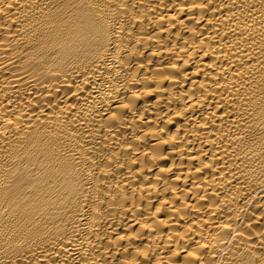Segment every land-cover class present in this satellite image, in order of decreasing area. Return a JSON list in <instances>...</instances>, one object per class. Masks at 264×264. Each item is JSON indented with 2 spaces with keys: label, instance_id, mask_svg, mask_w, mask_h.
Listing matches in <instances>:
<instances>
[{
  "label": "bare ground",
  "instance_id": "bare-ground-1",
  "mask_svg": "<svg viewBox=\"0 0 264 264\" xmlns=\"http://www.w3.org/2000/svg\"><path fill=\"white\" fill-rule=\"evenodd\" d=\"M0 264H264V0H0Z\"/></svg>",
  "mask_w": 264,
  "mask_h": 264
}]
</instances>
